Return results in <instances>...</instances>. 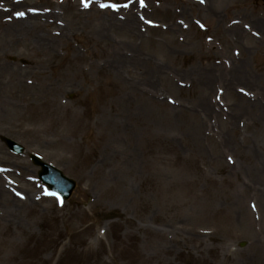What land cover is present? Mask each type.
Masks as SVG:
<instances>
[{
  "label": "rangeland",
  "instance_id": "1",
  "mask_svg": "<svg viewBox=\"0 0 264 264\" xmlns=\"http://www.w3.org/2000/svg\"><path fill=\"white\" fill-rule=\"evenodd\" d=\"M0 1L10 8L7 14L0 9V138L26 149L16 156L0 140V221L10 216L14 230L37 223L32 227L36 238L24 249L0 230V264H68L80 252L94 254L93 264H143L153 253L146 239L163 230L161 221L154 223L160 211L142 221L139 206H114L92 164L107 131L101 116L112 78L147 98L143 136L136 137L139 159L157 154L155 145L161 142L165 150L159 155L168 154L162 158L169 163L162 164L166 172L205 169L208 178L197 185L200 193L215 182L254 212L252 237L244 232L241 211L229 204L237 213H228L233 223L230 216L226 220L237 231L232 235L228 229L226 247L250 255L254 240L264 244V106L259 109L264 103V31L254 24L264 22V0H144L148 10L137 29L124 24L141 0H107L128 2L119 14L97 5L83 9L80 0H24L21 11L29 6L38 11L28 34L7 23L17 0ZM65 80L73 83L65 86ZM196 143L205 147L207 161L193 148ZM30 154L76 181L70 200L52 196L42 185ZM129 183L141 195L140 182ZM238 185L249 189V198L244 189H235ZM132 220L141 232L122 242L124 230L115 226L128 227ZM190 236L182 231L170 236L182 253L175 264H193L189 258L198 256ZM30 247L38 249L33 258ZM69 264L84 262L77 257Z\"/></svg>",
  "mask_w": 264,
  "mask_h": 264
},
{
  "label": "bare ground",
  "instance_id": "2",
  "mask_svg": "<svg viewBox=\"0 0 264 264\" xmlns=\"http://www.w3.org/2000/svg\"><path fill=\"white\" fill-rule=\"evenodd\" d=\"M216 1H219L218 4H220L223 0ZM6 2H0V9L3 12L8 9L6 11L7 14L10 8L7 7ZM21 5L23 4H19V7ZM19 7L13 13H22L23 11ZM138 7H134L129 11L130 17L126 18L124 24L127 27L134 28L135 26V29H137L139 21L143 22L146 9L140 10ZM26 10L27 12L25 13L31 16L30 7ZM206 17L214 18V15H207ZM35 18L31 16L25 20H16L13 22L12 28L15 31L21 30L22 33L28 34L35 28L32 24ZM12 19H14V16H12ZM254 24L264 31V22L257 21ZM18 25L19 27H17ZM7 26H9V29L11 28V24H7ZM177 27L173 26V28ZM13 29L12 31H14ZM63 83L65 86H68L73 83V80H65ZM110 83L113 89L111 88V93L108 94L110 98H108L107 105H103L102 107L103 112L101 116V121L107 126V131L104 133L103 139L97 142L98 156L93 160L92 164L99 174L98 185L101 191L107 194V200L114 206H123L129 202L139 206V211L141 210L140 213L143 214L140 217L142 221H148V216L156 208L160 211L155 217L154 223L157 224V221H161L163 230L158 234L152 232L148 234L153 235L152 238L146 239L147 247L153 253L149 254L142 263L175 264L176 259L182 253L180 254L177 251L179 247L177 240L174 237L170 240V236L182 231L191 235L188 238V242L197 244L198 256L191 255L189 258L193 261V264H264V244L261 241H253L251 246L252 254L250 255H246L243 251L233 252L230 248L226 247V239L231 236H228V229L230 227L233 229L232 235L237 231V226L234 228V225L229 224V221L226 220L230 216L229 214L235 215L237 213L234 210L230 211L228 209L230 208L229 204L241 211L242 218L245 220L243 221L245 225L244 232L249 236H256L255 216L249 203L243 200L236 202L224 187L219 186L215 182H209L208 187L200 193L197 190V185L208 178L205 169L194 167L193 170L181 175L166 172L162 164L169 163L164 162L162 158H167L168 154L163 152L159 155L160 152L165 150L161 142L155 145L157 154L148 157L145 161L139 159L136 137L143 136V121H145L146 117L147 105L145 102L147 98L145 95L135 93L120 80L117 81L112 78ZM137 103L139 104L138 107L136 106ZM260 103L261 105L258 104L259 109L262 110L264 103L263 101ZM124 119L136 120V122L139 120L141 124L133 125V122L130 121V124L127 121L126 126ZM262 131L264 132V128ZM132 136L135 137L134 141ZM168 146L175 147L172 142H169ZM193 148L197 150L202 161H207L205 159V147L196 143L193 145ZM220 163L221 160L218 161V164ZM130 180L140 182L141 195H136L135 187L134 185H130ZM142 186L147 187L142 189ZM235 189H241V191L244 189L243 193H246L245 195L249 198L248 188L238 185ZM2 191L3 188L0 187V193ZM254 191L259 190L254 188ZM166 199H168L167 203H165ZM224 201H230V203L223 204ZM30 207L32 208V206ZM9 218L10 216L4 219L5 221H0V230L6 231L11 242H14L17 246H21V249L28 248L29 243L36 238L37 234L32 227L33 224L37 225V223H33L28 230L24 229L21 225H18L14 230L12 228V221ZM116 225L117 230H124L119 235L122 242L137 238L138 233L141 232V229L136 225L134 220L129 222L128 227L120 223ZM43 243H45V240ZM68 250V247L64 249L67 257L70 254ZM21 251L23 253L24 250ZM37 252L38 249L30 247L29 256L33 258ZM187 254L190 255V253ZM207 254L211 258H207ZM93 255L91 252L73 253L72 259L68 264L77 257L84 264H93ZM25 258L27 257L25 256ZM51 258L52 256L47 259V262ZM97 261L94 262L96 263Z\"/></svg>",
  "mask_w": 264,
  "mask_h": 264
},
{
  "label": "water",
  "instance_id": "3",
  "mask_svg": "<svg viewBox=\"0 0 264 264\" xmlns=\"http://www.w3.org/2000/svg\"><path fill=\"white\" fill-rule=\"evenodd\" d=\"M2 140L7 144L11 151L16 152L17 154L23 153L24 149L11 140L6 138H3ZM31 158L35 165L41 166L43 169L40 172V178L52 189L59 192L65 199H69L76 187L75 182L67 179L61 172L54 169L52 166L41 162L37 157L32 156Z\"/></svg>",
  "mask_w": 264,
  "mask_h": 264
},
{
  "label": "snow or ice",
  "instance_id": "4",
  "mask_svg": "<svg viewBox=\"0 0 264 264\" xmlns=\"http://www.w3.org/2000/svg\"><path fill=\"white\" fill-rule=\"evenodd\" d=\"M141 2H142V0H141ZM201 2H203V0H201ZM86 6H87V5H86ZM18 15H21V16H22V15H23V13H18Z\"/></svg>",
  "mask_w": 264,
  "mask_h": 264
}]
</instances>
